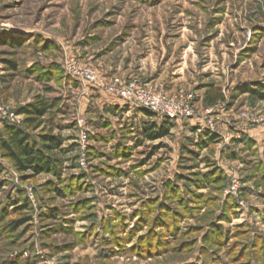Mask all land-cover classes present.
<instances>
[{"label":"rangeland","instance_id":"374dc122","mask_svg":"<svg viewBox=\"0 0 264 264\" xmlns=\"http://www.w3.org/2000/svg\"><path fill=\"white\" fill-rule=\"evenodd\" d=\"M71 61L103 84L192 95L194 116L149 141L162 118L113 109ZM257 84L264 0H0V130L41 101L31 137L63 141L60 177L20 174L0 153V264H264Z\"/></svg>","mask_w":264,"mask_h":264},{"label":"trees","instance_id":"16d2710c","mask_svg":"<svg viewBox=\"0 0 264 264\" xmlns=\"http://www.w3.org/2000/svg\"><path fill=\"white\" fill-rule=\"evenodd\" d=\"M258 88H247L250 92L258 95L264 99V86L257 84ZM219 91V90H218ZM220 92V91H219ZM206 100L209 105H216L224 100L222 94L216 92L212 94L209 91L206 94ZM49 107L44 102H37L27 105L21 109V112L26 115V120L23 127L7 124L3 130H0V153L3 159L9 160L13 163L15 169L20 174L32 173L33 176H38L42 173L54 174L56 177H60L59 163L60 161L55 159L50 153L58 151L63 145V141L60 137L53 134L40 135L42 147L39 146V142L33 139L29 131H37L43 127V119L47 116ZM149 117H155L156 114L145 111ZM174 127L173 123L162 117V123L157 125L156 123H147L144 126L143 135L149 141H157L169 136L171 129ZM209 135V133H208ZM214 139L212 136L211 140ZM1 173V170H0ZM211 181H220V176L211 178V175H205ZM223 179V178H222ZM221 179V181H222ZM52 186H54L52 184ZM3 189V183H0V193ZM56 192L62 194L60 190L55 188ZM53 217V214H52ZM25 220L14 223L13 228ZM219 224L214 226L213 229L220 230ZM221 237L222 235L219 234Z\"/></svg>","mask_w":264,"mask_h":264},{"label":"built area","instance_id":"2783aa9c","mask_svg":"<svg viewBox=\"0 0 264 264\" xmlns=\"http://www.w3.org/2000/svg\"><path fill=\"white\" fill-rule=\"evenodd\" d=\"M67 66L69 73L75 80L82 83L103 86L112 96L127 101L130 105L143 111H150L160 118H167L172 123L194 116V111L191 106L192 95L185 93L170 95L167 91H154L136 83L127 85L118 83L110 85L103 84L93 69L82 68L75 61H71ZM8 124L15 125L16 123L14 120H11L8 121ZM210 126L212 128L214 127L212 122H210Z\"/></svg>","mask_w":264,"mask_h":264},{"label":"crops","instance_id":"0c3cea01","mask_svg":"<svg viewBox=\"0 0 264 264\" xmlns=\"http://www.w3.org/2000/svg\"><path fill=\"white\" fill-rule=\"evenodd\" d=\"M106 102L110 105L113 106V109H116L117 106H123L125 102L115 96L109 95L106 98ZM123 109V108H122Z\"/></svg>","mask_w":264,"mask_h":264}]
</instances>
